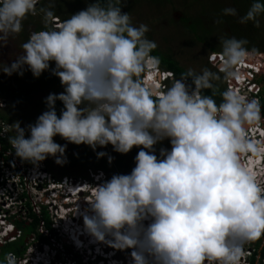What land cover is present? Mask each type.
Here are the masks:
<instances>
[{
    "label": "clouds",
    "instance_id": "clouds-1",
    "mask_svg": "<svg viewBox=\"0 0 264 264\" xmlns=\"http://www.w3.org/2000/svg\"><path fill=\"white\" fill-rule=\"evenodd\" d=\"M38 2L0 0V47L24 30L23 21L37 13ZM122 7L121 0L104 4L95 0L62 22L55 18L60 23L54 28L48 27L54 17L51 6L42 7L39 11L45 27L31 31L20 45L22 52L12 63L0 66L8 76L23 75L26 66L38 78L49 69V62H54L52 74L63 87L62 93L45 98L47 110L35 123L22 128L16 121L0 130V135L13 133L8 143L15 156L33 165L27 169L34 167L35 172L29 174L47 196L57 197L58 212L67 211L59 225L67 220L70 229L83 236L78 244L53 220L50 232L41 233L39 226L47 227L41 222L32 234L55 240L42 243L43 251L49 250L47 258L41 251L33 255L30 264H72L66 256L60 260L57 255L73 254V250L82 264H112L121 258L116 249L131 251L124 256L128 264H239L242 245L264 236L260 85L257 83L258 94H252L256 99L225 85L217 103L214 82L239 80L237 69L251 62L256 50L245 47L247 40L224 38L220 41L222 51L211 52L207 60L212 64L211 55H219L218 69L214 66L217 72L203 68L196 73L189 68L178 77L173 71L162 70L159 57L151 55L157 45L145 36L148 26H133ZM222 12L236 15L230 7ZM261 13L264 3L254 0L239 22L254 21L258 27L256 17ZM204 90H210L211 95H204ZM57 100L63 104L59 117ZM56 136L93 151L109 144L120 154L134 146L140 150L129 174L109 179L99 171L78 183L68 179L51 182L47 172L37 167L49 157L57 165L67 162L66 145L54 142ZM165 139L170 150L161 148L158 158L154 146ZM103 155L97 153L98 158ZM248 155L257 164L262 160L259 179L244 162ZM0 169V191H8L1 194L6 200L0 204L1 249L22 237L14 215L4 208L9 200H17L9 188L17 183L16 178L19 184L15 186L22 185V177L2 161ZM51 204L56 206L53 200ZM43 207L47 210L48 206H41V211ZM28 221L32 219L28 217ZM81 221L84 226H78ZM57 228L63 231L67 246L60 245ZM29 248L27 244L26 251ZM0 264L17 262L7 254Z\"/></svg>",
    "mask_w": 264,
    "mask_h": 264
},
{
    "label": "rangeland",
    "instance_id": "rangeland-1",
    "mask_svg": "<svg viewBox=\"0 0 264 264\" xmlns=\"http://www.w3.org/2000/svg\"><path fill=\"white\" fill-rule=\"evenodd\" d=\"M75 2H81L82 5L74 4ZM121 2L123 5L121 12L129 14L132 25L138 26L141 23L147 25L149 30L145 34L146 38L148 40L154 41L155 43L163 41V45L159 46L156 44V48L161 53L177 59L180 63V67L186 71L191 68L194 70V72L199 73L201 69L208 68L210 71L217 72V69L207 61L211 54L209 46L201 45L199 43L190 44L194 42H189L190 37L192 36L191 31L192 29H195V27H190L189 24H187V21H192L194 19L195 23H199L201 19L200 17H202L203 22L206 23L208 27H210L209 34L201 35L208 38V42H210V45L212 48H214V51H219L221 49L220 41L224 38L231 37L236 38L237 40L244 39L248 42L245 45L247 49L254 48L256 50V56L253 60L260 61L264 64V14L261 13L258 17H256V19L259 21L258 27L254 26V21H247L243 24L239 22L240 17L245 15L251 4L254 2L252 0H121ZM90 3L93 2H91V0H39L38 4L36 5L37 13L35 15H29L23 21L24 30L19 34L10 37L6 46L0 47V66H2L3 63H12L16 56L22 52L20 45L26 41V35H29L30 31H36L38 27L45 26L43 13L39 11L40 8L51 6L54 13L70 16L71 14L85 9ZM229 7L236 10L235 16L223 14L222 10ZM181 16L185 17L187 20L181 21L180 23L173 22L177 17ZM55 18L59 19L60 22L64 21L62 17H53L48 26L54 28L60 23L55 22ZM25 31L29 32L25 33ZM50 63L54 64V62ZM160 68L162 70L166 69L162 65ZM44 72L42 73L44 74ZM218 74L221 75V77L223 76V74ZM237 81L239 80H232V84L238 87L239 84ZM215 83L224 86L227 85V82L223 79L216 81ZM23 84H25V81L19 78V75L16 73L8 76L0 71V100L4 101L6 104V108L1 109L4 111V115L10 119L11 124L13 122L19 121L22 128L28 124L35 123L37 117L42 112L47 110L45 98L50 93L60 94L63 92V87L59 81L56 86L49 88L40 87L32 92L30 97H27L24 100H19L16 94V88L23 87ZM247 92L248 91H246V94H244L248 97V99L255 98V96H250V94ZM57 102H59V100H57L55 103ZM10 135H13V133L10 132ZM27 136L28 133L26 131L25 137L27 138ZM253 136L254 135H252V137ZM53 139L54 142L60 145H66L65 156L67 162L62 166L57 165L54 163L53 157H49L40 162L37 169L43 168L44 171L47 172L46 178H48L49 181L52 182L53 180H56L60 182L68 179L75 181L73 183H78L81 179L89 180L91 178V173H98L99 171H102L109 179L116 174V170L113 166L114 162L111 160L109 163V157L111 156L113 150V147L110 144L104 147L97 146L95 151H93L92 148L87 145H76L69 143L59 136H56ZM165 142L169 143V140H163V143ZM100 152L105 153V155L98 158L97 153ZM101 161H104L106 169L99 165ZM24 169L20 173L22 177V185H19L18 187L15 186V184H19V180L16 178L15 180L17 183L11 184L12 186L9 188L14 192V197L17 200H9L8 205L5 204L4 208H9L10 215H14V219L27 220L29 214L28 207L25 206V202H27V200L34 208H36L38 214L41 212V206H48L47 211L50 220H53L56 227H61V225H59L60 220L67 214V211L63 210L62 213L58 212L57 197L54 196L56 197L54 198L47 196V194L41 190V187H38L39 182L37 180V182L34 181L35 176L33 174H29L35 172V170H32L35 169L34 167L30 170ZM259 171H261V169ZM256 175L258 178L259 173ZM6 191L7 188H5V192ZM5 192L4 190L0 191V204L5 200L3 197H1V194H4ZM24 192H27V199H23L22 197ZM52 200L55 202L56 206L51 204ZM1 205L0 208L3 207ZM77 209H79V207ZM28 223L30 224L31 221H28ZM148 223L149 221L145 226H147ZM67 225L70 226L68 221L62 225V227L66 228ZM79 226H81V224H79ZM69 229L65 230L68 232L70 231ZM38 231L41 233L46 231L48 232L49 229L47 227L45 229V226L43 227L40 225ZM55 232V235H57V238L59 239L60 245L67 246V244L63 242V240H65L62 234L63 231L57 228V231ZM17 235L20 236L21 231L18 232ZM44 235L49 236L50 234L45 233ZM72 236L77 237L76 242L78 244H80L83 239V236H79L77 233H75V231L73 232ZM36 237L37 236L32 233L27 237L25 244L26 247L28 244L30 248L25 251L23 255L16 257L14 254H12L15 257L17 264H30V260L32 259L33 255L42 252L45 253L46 258L48 257L49 250L46 248V251H43L45 248L42 246L43 242L41 243L40 240L36 239ZM52 239V242L51 239L48 241L53 243L55 239ZM255 243L256 241L245 242L242 245L241 256L243 257H240L239 264H249L248 259L253 254ZM2 246L6 245L4 244ZM68 247H70V245H68ZM263 248L264 237L263 241L258 247V252H261L260 250ZM108 249L109 251L111 250V248ZM116 250L118 251L116 256L121 257L117 260V262L128 264V258L124 256L130 255L131 251L128 249ZM1 253L2 250L0 249V254ZM113 253H115V251H113ZM65 256L68 261H72V264H75L73 259H76L77 255L74 250L73 254L67 255L60 253L57 255L60 260H63ZM256 260V264H259V261L261 260V255H259V253L256 256ZM125 261L127 262L125 263ZM261 262L264 264V257H262Z\"/></svg>",
    "mask_w": 264,
    "mask_h": 264
},
{
    "label": "trees",
    "instance_id": "trees-1",
    "mask_svg": "<svg viewBox=\"0 0 264 264\" xmlns=\"http://www.w3.org/2000/svg\"><path fill=\"white\" fill-rule=\"evenodd\" d=\"M43 1H49V0H43ZM91 2H95V0H91ZM100 2L104 4L106 3V0H100ZM260 2L264 3V1L262 0ZM74 4L82 5L81 2H77V3L75 2ZM58 16L62 17L63 20H66L69 17L65 14L62 15V14L54 13V17H58ZM44 27L45 26H40L36 30H41ZM48 27L52 28L51 26H48ZM28 32L29 31H25V33H28ZM27 37L28 35H26V39ZM209 47H210L211 52H216L214 51V48H212L210 44H209ZM219 51L221 52L222 48ZM151 55L159 57L160 65L166 68V70L173 71L178 77H181V74L186 72V70L180 67L175 60H173L170 57L167 58L162 53H160L157 50V48L152 51ZM54 67H55L54 64H51L49 62V69L46 70L44 74L41 73V75L38 78H34L31 72L27 70V67L25 66V69L23 70V75H19V78L23 79L25 81V84H23V87L16 88V94L19 100H24L25 98L30 97L32 92H34L36 89L40 87L49 88L52 86H56L60 80L58 77L52 74V69ZM188 81H189V85H191V80L189 79ZM256 82L260 85V92H259L260 108H261L260 114L262 115V118L264 119V71L261 75L257 77ZM215 85H216L217 91H216V95L213 98L216 100L217 103H219L221 101L220 92L224 91L226 87H224V85L217 84V83H215ZM203 94L210 96L211 91L204 90ZM62 109H63V104L61 101L55 103V110L57 112L58 117ZM4 114H5L4 111L0 109V121L2 123L11 125L10 119ZM0 130H2L1 127H0ZM9 135H10V132L8 133L7 137L6 136L3 137V135H0V161L4 162V164L7 165L9 169H11L14 172L15 175H19L22 171V169L20 168L27 169L33 165L27 162H22L18 157L15 156L14 150L12 149L11 145L8 143ZM170 147H171L170 143L168 142L163 143V141H161L154 146L155 154L157 155L158 158H160L159 156L160 149L164 148L166 150H170ZM139 150L140 148L135 147V146L127 154H120L112 150V154L110 157L112 158L111 160L114 162L113 166L116 170V174H129L131 172L132 168L135 166L134 158ZM99 165L103 167L104 169H106L105 168L106 165L104 161H101ZM1 171L2 170L0 169V181L3 179ZM27 196H28L27 192H24V194L22 195L23 199H27ZM25 206L28 207V210H29L28 217L32 219V222L28 224L27 220L26 221H21L19 219L15 220L17 226L22 231V237L16 242L6 244V246L1 248L2 253L0 254V262H3L5 255L9 253L14 254L16 257L23 255L27 249V247L25 246L26 245L25 240L31 233L33 232L35 233V231L37 230L41 222H43L50 230L51 222H50L48 211L46 210L45 207L42 208L41 214L39 215L36 213L32 204L28 200L27 202H25ZM36 235H37V240H40L41 243L48 241V239L44 237L43 235L39 233ZM263 237L264 236H261L260 239L256 240L255 247L253 248V254L248 259L249 264H256V261H257L256 256L258 255V253L259 255H261V260H262V257H264V248L260 250L261 252H258V247L263 241ZM75 260L78 264H82L79 256H76ZM261 260L259 261V264H263Z\"/></svg>",
    "mask_w": 264,
    "mask_h": 264
},
{
    "label": "built area",
    "instance_id": "built-area-1",
    "mask_svg": "<svg viewBox=\"0 0 264 264\" xmlns=\"http://www.w3.org/2000/svg\"><path fill=\"white\" fill-rule=\"evenodd\" d=\"M211 62L213 64V66H215L218 69V65L220 63L219 61V55L218 54H212L211 55ZM240 73H241V78L239 79L238 84L239 86H234L232 84V80L231 81H226L227 85L226 87L229 88H235L237 90L240 91L241 94L245 95V91H248V93L250 94V96L253 95H257L259 92V86L257 85L256 79L259 75H261L264 71V64L260 61L257 60H252L251 62H246L243 66H240L237 69ZM242 83V84H240ZM252 91V92H251ZM247 97V96H246ZM0 104H3V108H6V104L4 101L0 100ZM6 124L2 123L0 121V127L3 128ZM8 133L3 134V137L7 136ZM250 136V134H248ZM256 137V135H254ZM262 135L260 137H258V139H261ZM257 139V138H254ZM249 156V155H248ZM247 158V156L245 155L243 157Z\"/></svg>",
    "mask_w": 264,
    "mask_h": 264
},
{
    "label": "flooded vegetation",
    "instance_id": "flooded-vegetation-1",
    "mask_svg": "<svg viewBox=\"0 0 264 264\" xmlns=\"http://www.w3.org/2000/svg\"><path fill=\"white\" fill-rule=\"evenodd\" d=\"M200 22L199 23H195L194 19L192 21H187V24H189L190 27L194 26L195 29H192V36L190 37L189 42H194V43H190V44H195V43H199L201 45H205V46H209L210 42H208V38L202 36L201 34H209L210 33V27H208L206 25V23L203 22L202 17H200ZM187 19L183 16L181 17H177L173 22H178L180 23L181 21H186ZM166 22V21H165ZM172 22V23H173ZM167 23V22H166ZM206 25V27H205ZM189 27V28H190ZM156 44H158L159 46L163 45V41H159V43L157 42ZM210 48V47H209ZM158 50V49H157ZM159 51V50H158ZM160 52V51H159ZM161 53V52H160ZM163 54V53H162ZM164 56H166L167 58H172L171 56H168L166 54H163ZM173 60H175L178 65L180 64L179 61L177 59L172 58ZM180 66V65H179Z\"/></svg>",
    "mask_w": 264,
    "mask_h": 264
},
{
    "label": "bare ground",
    "instance_id": "bare-ground-1",
    "mask_svg": "<svg viewBox=\"0 0 264 264\" xmlns=\"http://www.w3.org/2000/svg\"><path fill=\"white\" fill-rule=\"evenodd\" d=\"M158 76H159V74H158ZM246 92V91H245ZM248 93V92H247ZM246 94V93H245ZM262 133H264V132H262ZM250 138H252V139H254V138H256L255 136H253L252 137V135L250 136ZM262 161V160H261ZM261 161L259 162V164H257V163H255V162H253V160H252V158H251V156H249V158L248 159H245V163L250 167V169L253 171V173H255V174H257V173H259V177H260V175H261V173H263V170H261V171H259L260 169H261ZM259 169V170H258ZM258 177V178H259ZM260 180H263L262 178H260ZM78 208V207H77ZM66 222H67V220H66ZM69 222V221H68ZM79 224H81V226H83L84 224H83V222L81 221V222H79L78 223V226H79ZM61 227H62V225H61ZM69 227L70 226H66V229H69ZM70 231H68L67 233H71V235L73 234V230L72 229H69ZM78 230H81V227H78ZM65 231H67V230H65ZM87 232V231H86ZM79 233H81V232H79ZM80 236V235H79ZM73 237V239L75 240V242L77 241V237L76 236H72ZM90 237H91V235H90ZM91 241H93V242H96V240L92 237L91 238ZM112 264H117V262L116 261H114V262H112Z\"/></svg>",
    "mask_w": 264,
    "mask_h": 264
}]
</instances>
